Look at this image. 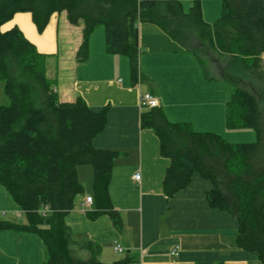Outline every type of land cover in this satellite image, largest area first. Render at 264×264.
<instances>
[{"label":"trees","instance_id":"obj_1","mask_svg":"<svg viewBox=\"0 0 264 264\" xmlns=\"http://www.w3.org/2000/svg\"><path fill=\"white\" fill-rule=\"evenodd\" d=\"M0 0V81L9 99L0 105V185L25 215V222L0 220V231L34 233L45 246L43 264H103L101 248L88 242L87 259L72 249L65 217L84 193L78 167L93 168V190L98 204L95 218L108 214L120 221L110 206L108 187L117 151L97 149L94 138L107 124L108 106L95 111L82 97L59 99L46 74L48 54L41 53L17 27L1 25L26 11L38 31L54 13L65 12L69 23L83 24L79 63L89 58V39L105 28L108 54L129 59L134 84L143 79L139 68V24L152 23L192 53L208 80L231 86L225 106L228 131L252 130V143H230L222 136L195 131L189 123L171 122L160 106L140 118L142 128L159 139L160 154L170 160L163 188L174 197L195 174L212 185L211 208L231 214L238 222L235 245L264 264V0H221V16L203 19L201 1L190 0ZM47 206L50 212H40ZM129 258L114 262L127 264Z\"/></svg>","mask_w":264,"mask_h":264},{"label":"crops","instance_id":"obj_2","mask_svg":"<svg viewBox=\"0 0 264 264\" xmlns=\"http://www.w3.org/2000/svg\"><path fill=\"white\" fill-rule=\"evenodd\" d=\"M200 1L204 21L214 23L222 11L221 0ZM182 7L189 12L191 1H183ZM20 15L25 27L20 18L13 27L20 28L28 39L26 31H36V26L31 14ZM50 28L53 35L44 41L51 40L53 48L44 52L48 54L46 74L53 80L59 99L73 102L82 97L95 111L108 106L105 129L92 143L97 149L118 152L108 195L119 227L108 214L91 218L98 210L93 168L78 167L84 193L76 197L74 209L65 217L75 254L87 259L89 252L82 246L94 242L101 248L99 259L103 264L126 258L130 259L127 264H262L252 253L235 245L236 218L209 206V181L195 174L188 187L172 198L166 197L163 180L170 160L160 154L154 131L140 124L141 115L148 110L141 106L140 98L148 92L158 98L171 122L189 123L195 131L220 135L230 143H252L256 140L254 131H228L225 127L231 86L206 79L195 56L152 23L139 24V68L143 79L136 84L131 79L129 59L107 53L105 28L98 26L91 34L89 58L83 63L76 59L83 24L72 25L66 13L61 12L51 15L43 33ZM38 37L35 46L40 43ZM262 58L264 68V54ZM136 173L140 174L138 181L133 178ZM83 174L87 177L84 183ZM88 194L93 196V203L83 212L80 204ZM1 210L3 216L12 211L19 218L16 212L20 208L0 185ZM115 242L121 245L122 252L115 251ZM176 246L179 253L173 257L170 253ZM44 259L45 246L40 236L0 231V264H43Z\"/></svg>","mask_w":264,"mask_h":264},{"label":"rangeland","instance_id":"obj_3","mask_svg":"<svg viewBox=\"0 0 264 264\" xmlns=\"http://www.w3.org/2000/svg\"><path fill=\"white\" fill-rule=\"evenodd\" d=\"M188 3H190V2H188ZM24 13H29V14H31L30 12H26V11H21V12H17V13H15L14 15H13V17L11 18V19H9V20H7V21H5L2 25H1V28H2V30H6V29H9V28H11V27H13V26H15V24H16V22L18 21V19L20 18V24H21V26L22 27H25V25H24V22H23V19H22V17H20L21 15L20 14H24ZM221 16V12H219L218 13V16L216 17V20L219 18ZM99 27H103L104 28V26H99ZM20 29V28H19ZM45 30V29H44ZM38 31V29L36 28V31H33V32H27L26 30V33H27V35H28V39L32 42V43H34L35 44V42H34V40H36L37 39V37L39 38V45L38 46H36L37 47V49H38V51L39 52H41V53H44V52H46V51H52V44H51V40H50V43H44V41H45V38L46 37H51L52 35H53V31H52V29L50 28V29H48L47 30V33H43V32H45V31ZM51 39V38H50ZM9 103V99H8V97L5 95V93H4V84H3V82L2 81H0V105H7ZM90 167V166H89ZM86 179H87V177L85 176V174H83V183L86 181ZM12 212V211H11ZM11 212H8L7 213V216H3L1 213H2V210L0 211V220L2 219V220H11V221H17V222H24V221H26V217H25V215H22V217L21 218H18V219H16L15 217H14V215H12V213Z\"/></svg>","mask_w":264,"mask_h":264},{"label":"built area","instance_id":"obj_4","mask_svg":"<svg viewBox=\"0 0 264 264\" xmlns=\"http://www.w3.org/2000/svg\"><path fill=\"white\" fill-rule=\"evenodd\" d=\"M140 102H141V106H143L144 108H147V109H150V108H155V107H158L159 106V100L157 97H155L153 94L151 93H144L141 95V98H140ZM133 178L135 180H139L140 179V174L139 173H136ZM93 203V196L91 194H88L86 195V197L84 198V200L81 202L80 204V208L83 212H86L88 210V208H90V206L92 205ZM44 216L50 212V209L49 207L47 206H43L41 208V211H40ZM22 211L19 210L16 212L17 214V217H21L22 216ZM114 249L115 251L117 252H122L123 251V248L121 247V245L119 243H116L115 242V245H114ZM179 253V247L176 246L174 249L171 250V256L175 257L177 256Z\"/></svg>","mask_w":264,"mask_h":264}]
</instances>
